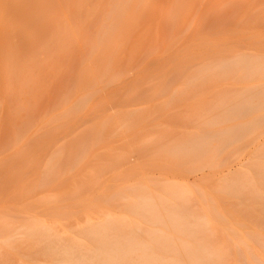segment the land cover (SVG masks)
Masks as SVG:
<instances>
[{
	"label": "rangeland",
	"instance_id": "obj_1",
	"mask_svg": "<svg viewBox=\"0 0 264 264\" xmlns=\"http://www.w3.org/2000/svg\"><path fill=\"white\" fill-rule=\"evenodd\" d=\"M243 53L264 64V0H0V264H69L95 234L264 264L261 113L219 135L264 86L217 70Z\"/></svg>",
	"mask_w": 264,
	"mask_h": 264
},
{
	"label": "bare ground",
	"instance_id": "obj_2",
	"mask_svg": "<svg viewBox=\"0 0 264 264\" xmlns=\"http://www.w3.org/2000/svg\"><path fill=\"white\" fill-rule=\"evenodd\" d=\"M256 69L258 71H264V64L256 62V60L253 59V55L243 53L229 62H223L222 65L218 66L217 70L221 72L238 71L239 77L242 78L243 76L247 79V77L253 76V70ZM241 71L242 73H240ZM233 99L234 101H232ZM233 99H230L229 102L227 100L225 101V107H223L220 114L222 117L232 122L237 119H244L245 124H232L231 122L228 123V127L219 131L221 134L218 130L210 133L214 136L218 132L221 138H227L224 140L226 143L236 141L239 137H248L252 134L254 124L253 112L261 113L257 115L256 123H264V112H261L264 111V86H249L245 89L244 94L242 93L233 97ZM240 183L241 179L237 177L228 189L232 192L239 191ZM259 198L264 200V196H260ZM147 206L148 210L155 209V207L150 205ZM146 207L142 209L147 210ZM149 207H151V209ZM168 219L183 220L172 216L168 217ZM94 236L99 238L97 243L100 247H98L97 250L83 251L85 254H71L69 264H162V262L176 264L179 260L177 258L164 259L155 253L149 254V249L147 248H150L152 244L147 242L141 243L134 238L125 237L112 240L103 239L105 236H101L100 234H95ZM168 244L169 241L167 240H163L162 242L158 241V245L167 246ZM176 252H180V250L171 251V253ZM184 252L189 254V259L193 257L190 261L195 264H209L213 259L209 252L206 255H196V252L191 250H184Z\"/></svg>",
	"mask_w": 264,
	"mask_h": 264
}]
</instances>
